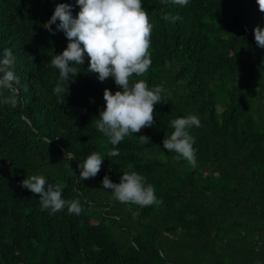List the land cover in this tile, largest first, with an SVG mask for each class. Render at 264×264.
Returning a JSON list of instances; mask_svg holds the SVG:
<instances>
[{"label":"trees","instance_id":"trees-1","mask_svg":"<svg viewBox=\"0 0 264 264\" xmlns=\"http://www.w3.org/2000/svg\"><path fill=\"white\" fill-rule=\"evenodd\" d=\"M59 3L71 4L73 17L80 11L76 0H0V58L12 49L20 80L15 107L0 92V264H264V48L254 36L264 12L257 0H189L186 7L141 0L153 25L152 63L133 76L161 87L163 102L154 105L155 124L125 137L115 157L95 125L104 90H120L114 79L100 82L85 53L69 94L53 91L59 71L50 59L68 40L43 25ZM167 12L182 20L165 21ZM188 115L202 125L189 129L195 167L163 147L170 122ZM92 152L104 156L101 170L81 180L78 165ZM130 171L153 185L160 204L121 203L103 188L106 175L118 184ZM31 175L61 184L62 198L78 199L82 213L42 211L39 194L21 186Z\"/></svg>","mask_w":264,"mask_h":264},{"label":"clouds","instance_id":"clouds-1","mask_svg":"<svg viewBox=\"0 0 264 264\" xmlns=\"http://www.w3.org/2000/svg\"><path fill=\"white\" fill-rule=\"evenodd\" d=\"M160 2L173 7H186L189 4V0ZM76 3L80 6L76 17L72 15L71 4L59 3L51 18L43 25L53 35L56 31H62L68 40L66 49L50 59V66L59 71L53 91L58 98H61V93L69 94V81H74L80 73L77 66L84 63L85 53L90 58L88 71L97 73L100 82L112 77L120 90L114 94L107 88L104 90L106 107L100 111L99 118L95 119V125L98 132L113 145L108 155L119 156L117 145L142 128L153 126L154 105L163 102L161 87L150 88L145 80H135L133 76H143L152 63L150 37L153 25L149 22L147 11L142 8L141 0H76ZM257 3L259 10L264 12V0H257ZM162 19L175 23L182 20V17L167 12ZM52 25H56L55 31ZM254 36L257 46L264 48V28L257 26ZM15 60L12 49L3 50L0 58V92L10 93L4 97L3 103L12 107L19 102L18 89L14 87V84L20 83L14 71ZM24 91H28L27 85ZM170 126L174 131L163 140L164 149L174 152L176 161L183 159L195 167V138L189 129L202 126L199 117L188 115L176 118L170 122ZM139 138L144 144L150 143L147 136L141 135ZM104 159L98 152L87 156L83 164L78 165L80 179L95 177ZM101 183L104 189H111L113 199L121 203L150 206L162 202L157 199L153 185L148 184L146 178L135 171L124 172L118 184L113 183L107 175ZM21 186L33 195L39 194L42 211L50 210V214H55L67 208L68 214L75 215L83 211L78 199L70 201L62 198L61 184H47L42 175L26 177L21 181Z\"/></svg>","mask_w":264,"mask_h":264}]
</instances>
